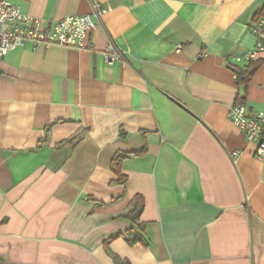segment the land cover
Returning <instances> with one entry per match:
<instances>
[{
	"label": "crops",
	"instance_id": "crops-1",
	"mask_svg": "<svg viewBox=\"0 0 264 264\" xmlns=\"http://www.w3.org/2000/svg\"><path fill=\"white\" fill-rule=\"evenodd\" d=\"M8 1L43 25L91 10ZM96 1L92 51L0 59V264H264V164L228 120L229 66L249 64L236 58L256 46L264 0ZM109 43L121 62L104 63ZM253 62L243 106L264 114V53Z\"/></svg>",
	"mask_w": 264,
	"mask_h": 264
},
{
	"label": "built area",
	"instance_id": "built-area-1",
	"mask_svg": "<svg viewBox=\"0 0 264 264\" xmlns=\"http://www.w3.org/2000/svg\"><path fill=\"white\" fill-rule=\"evenodd\" d=\"M90 13L86 16H68L59 21L43 25L38 19L24 14L8 0H0V59L9 53L29 45L32 50L58 46L80 51H92V34L99 28L102 17L107 13L99 2L90 0ZM251 33L257 43L253 51L247 52L236 62H253L258 54L264 53V12L253 26ZM205 54H201V57ZM104 63L113 65L121 62L123 53L115 44H107L103 53ZM228 120L239 128L246 141L254 145V157L264 164V114H249L243 105L233 106ZM241 157L240 151L229 154L234 166Z\"/></svg>",
	"mask_w": 264,
	"mask_h": 264
},
{
	"label": "trees",
	"instance_id": "trees-1",
	"mask_svg": "<svg viewBox=\"0 0 264 264\" xmlns=\"http://www.w3.org/2000/svg\"><path fill=\"white\" fill-rule=\"evenodd\" d=\"M261 62H250L248 65H246L245 67L239 68V67H235V66H229L231 71L234 73V75L236 76V84L238 86V88L240 89V94L237 96L236 98V105H244L246 102V95H247V89H248V85L250 82V78H252V76L254 75L255 71L258 69V67H260ZM73 141V140H71ZM70 142V141H69ZM67 142V143H69ZM117 162L119 160H116ZM113 173L117 176L118 178V182H120L121 184L125 183V179L121 176L120 171L118 168L113 167ZM143 206V201L140 197H136L133 200V204L131 205V208L125 213L123 214L121 217L131 221V222H136V219H138V216L141 213V209ZM138 228L140 230H143V225L142 224H137ZM130 233H128L129 235ZM128 244L129 245H135L137 243H144L142 241V239H140L138 236H132L128 238ZM113 259V261L116 264H126L124 262H121L118 258H116L115 256L111 257Z\"/></svg>",
	"mask_w": 264,
	"mask_h": 264
}]
</instances>
